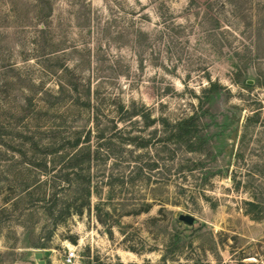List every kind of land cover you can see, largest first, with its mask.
Masks as SVG:
<instances>
[{
  "label": "rangeland",
  "instance_id": "1",
  "mask_svg": "<svg viewBox=\"0 0 264 264\" xmlns=\"http://www.w3.org/2000/svg\"><path fill=\"white\" fill-rule=\"evenodd\" d=\"M133 104L148 147L92 165L81 215L84 177L22 172L19 128L86 132ZM194 114L201 152L165 146ZM0 126V264H264V0H0Z\"/></svg>",
  "mask_w": 264,
  "mask_h": 264
},
{
  "label": "trees",
  "instance_id": "2",
  "mask_svg": "<svg viewBox=\"0 0 264 264\" xmlns=\"http://www.w3.org/2000/svg\"><path fill=\"white\" fill-rule=\"evenodd\" d=\"M59 89L62 92L65 88L60 86ZM219 90V84H212L210 89H208L212 96L218 94ZM29 104L31 107V102ZM34 107L38 114L45 113L39 109L37 104ZM120 112H124L126 116L106 119L107 122L105 123L96 115L93 122L94 126L86 132L77 130L66 134L58 132L55 128L43 129L40 126L28 128V130L19 128L18 132H15L17 136L11 143L16 145L15 149L22 158L29 161V163L26 164L25 162L23 164L22 172L28 169L26 167L46 168L50 164L54 168L59 167V173H66L68 183H72L71 179H69L70 174H68V171H71L75 177H84L87 185L84 201L82 204L72 207L74 214L81 215L84 208L89 204L92 195L90 188L92 165L103 158H112L114 154H112L111 149L115 143L122 146H134L137 149H146L148 147L149 141L141 136H132V133L128 131L125 125L128 124L131 117H138V115L143 119L149 120L150 110L144 106L143 111L137 114L136 105L133 104L131 111H125L122 106ZM153 123V121H149L145 127H151ZM120 125H124V127L121 128ZM163 126L166 129V138L162 140L165 146L168 144L174 146L180 144L187 147L189 152L197 153L201 152L203 145H205L206 141L201 131L200 116L198 114L183 119L178 124L176 122L170 125L165 121ZM4 131L0 126V143H3L2 139L6 135ZM47 134H50V136ZM38 186L40 188V184ZM46 195L44 194V196ZM248 205L256 206L252 202H249ZM70 210L71 208H67L66 211L70 213Z\"/></svg>",
  "mask_w": 264,
  "mask_h": 264
},
{
  "label": "water",
  "instance_id": "3",
  "mask_svg": "<svg viewBox=\"0 0 264 264\" xmlns=\"http://www.w3.org/2000/svg\"><path fill=\"white\" fill-rule=\"evenodd\" d=\"M237 137H238V133L233 134L232 139H233L234 142L237 141ZM228 150L233 153L234 147L228 148ZM179 221L181 223H183L184 225L188 226V227H193L195 225V223H196V219L194 217L190 216V215H181L179 217ZM41 258H42V254L41 253H36L35 254V259L37 261H40V263H43L41 261Z\"/></svg>",
  "mask_w": 264,
  "mask_h": 264
},
{
  "label": "built area",
  "instance_id": "4",
  "mask_svg": "<svg viewBox=\"0 0 264 264\" xmlns=\"http://www.w3.org/2000/svg\"><path fill=\"white\" fill-rule=\"evenodd\" d=\"M76 257L77 256H76L75 252L73 250H70V252L65 257V264H72L73 261H75Z\"/></svg>",
  "mask_w": 264,
  "mask_h": 264
}]
</instances>
